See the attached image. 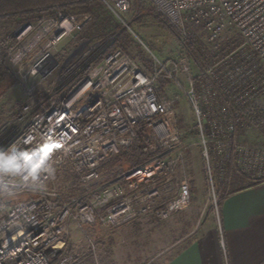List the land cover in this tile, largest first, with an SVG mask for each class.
<instances>
[{
    "label": "built area",
    "instance_id": "1",
    "mask_svg": "<svg viewBox=\"0 0 264 264\" xmlns=\"http://www.w3.org/2000/svg\"><path fill=\"white\" fill-rule=\"evenodd\" d=\"M101 1L125 12L130 0ZM148 1L178 36L173 70L158 62L145 72L122 48L103 57L85 52L64 70L59 58L70 60L76 48L58 46L82 30L87 12L56 8L13 32L7 69L27 99L0 117V149L23 140L31 149L41 138L55 143L42 190L17 182L11 196L0 192V264H78L86 255L99 264L88 236L93 225L118 228L147 213L164 219L188 206L178 167L192 143L177 127L175 99L158 93L162 74L191 105L212 189L210 156L227 185L233 174L264 187V0ZM196 30L205 44L194 39ZM56 74L66 88L46 106L48 98L34 91ZM137 133L147 158L105 183L100 169ZM74 231L81 235L74 239Z\"/></svg>",
    "mask_w": 264,
    "mask_h": 264
},
{
    "label": "rangeland",
    "instance_id": "2",
    "mask_svg": "<svg viewBox=\"0 0 264 264\" xmlns=\"http://www.w3.org/2000/svg\"><path fill=\"white\" fill-rule=\"evenodd\" d=\"M101 2L98 7L87 12L90 14V19L86 24L92 22L93 25L85 31L74 33L72 37L64 39L59 44L58 51L66 49L71 53V48H76L70 60L59 58L58 62L64 65L62 66L64 70L77 56H82L85 52L87 53L84 57L91 52L101 55L120 38L118 48H122L134 58L145 72L157 70L158 62L166 64L173 70V63L181 57L178 36L166 22L161 23L155 18V13L158 12L148 0H130L129 8L125 12ZM140 4L143 5V10L138 6ZM56 8L40 11L31 18L21 17L0 21V117L10 114L17 104L27 99L22 87L13 86V77L7 69V58L15 44L13 32L21 22L33 21L39 16L51 14ZM146 8H151L153 11ZM67 13L79 14L86 11L75 10ZM194 35L198 44L203 45L204 34L196 30ZM194 68L192 67V73L193 70L195 71ZM177 76L181 77V75ZM168 79L169 83L164 87L162 94L175 99L177 127L179 126L183 133L184 142L192 143L187 149L183 163L178 167L179 175L188 183L190 202L185 209L174 212L164 219L156 217L153 213H147L118 228L112 229L100 224L90 227L88 236L98 250L99 264H160L172 254L173 249L160 257L158 254L181 236L193 231L190 238L196 239L214 230L219 233V204L224 194L223 190H227V176L216 165L217 161L210 156L214 183L212 189L211 182L206 177L205 160L195 131L196 119L193 110L187 100L179 97L180 92L174 82ZM54 86H57V74L43 81L34 91V95L37 98L47 97L49 102L46 106H48L57 101L66 88V85ZM124 165L123 161L117 160V157L104 164L100 169L104 182L114 181ZM234 176L231 175L229 183ZM80 235L81 232L74 231L72 237L75 239Z\"/></svg>",
    "mask_w": 264,
    "mask_h": 264
},
{
    "label": "crops",
    "instance_id": "3",
    "mask_svg": "<svg viewBox=\"0 0 264 264\" xmlns=\"http://www.w3.org/2000/svg\"><path fill=\"white\" fill-rule=\"evenodd\" d=\"M230 185V186H228ZM219 204V233L185 234L160 264H264V187L235 175Z\"/></svg>",
    "mask_w": 264,
    "mask_h": 264
},
{
    "label": "trees",
    "instance_id": "4",
    "mask_svg": "<svg viewBox=\"0 0 264 264\" xmlns=\"http://www.w3.org/2000/svg\"><path fill=\"white\" fill-rule=\"evenodd\" d=\"M101 3V0H0V21L21 17L31 18L40 11H49L56 7L66 12L75 10L91 12L92 8L98 7ZM138 6H140L142 10L144 9L142 4ZM146 9L153 11L151 8ZM155 18L161 23L165 22V19L159 13H155ZM92 25L93 23L89 22L81 31L89 29ZM120 41L121 38L110 45L104 51L102 57L118 48L120 46ZM168 83L169 79L162 74L158 79V93L162 94L164 87ZM145 146L142 133H137L130 146L120 150L117 160L123 161L125 164L121 172L140 164L147 158ZM78 264H94V262L90 255H86Z\"/></svg>",
    "mask_w": 264,
    "mask_h": 264
},
{
    "label": "clouds",
    "instance_id": "5",
    "mask_svg": "<svg viewBox=\"0 0 264 264\" xmlns=\"http://www.w3.org/2000/svg\"><path fill=\"white\" fill-rule=\"evenodd\" d=\"M32 143L23 140L0 149V192L11 196L10 186L19 182L31 190L43 189L40 178L43 174L51 175V147L54 141L41 138L38 146L27 149L24 144Z\"/></svg>",
    "mask_w": 264,
    "mask_h": 264
}]
</instances>
